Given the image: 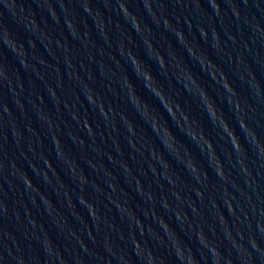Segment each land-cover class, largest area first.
<instances>
[{
    "label": "water",
    "instance_id": "obj_1",
    "mask_svg": "<svg viewBox=\"0 0 264 264\" xmlns=\"http://www.w3.org/2000/svg\"><path fill=\"white\" fill-rule=\"evenodd\" d=\"M0 264H264V0H0Z\"/></svg>",
    "mask_w": 264,
    "mask_h": 264
},
{
    "label": "clouds",
    "instance_id": "obj_2",
    "mask_svg": "<svg viewBox=\"0 0 264 264\" xmlns=\"http://www.w3.org/2000/svg\"><path fill=\"white\" fill-rule=\"evenodd\" d=\"M148 76H151L150 74H148Z\"/></svg>",
    "mask_w": 264,
    "mask_h": 264
}]
</instances>
